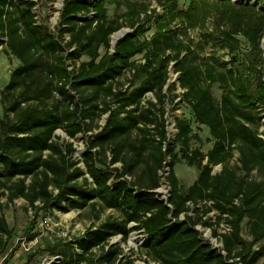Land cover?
Wrapping results in <instances>:
<instances>
[{"label": "trees", "instance_id": "obj_1", "mask_svg": "<svg viewBox=\"0 0 264 264\" xmlns=\"http://www.w3.org/2000/svg\"><path fill=\"white\" fill-rule=\"evenodd\" d=\"M161 2L163 13L139 22L143 3L63 0L51 31L36 21L35 2L0 0V51L18 62L0 91V199L21 198L34 215L86 207L95 220L100 210L117 213L80 238L47 245L58 257L49 264H133L120 243L139 230V251L156 264H255L264 256V246L250 250L264 239V0H189L185 9ZM123 3L128 23L107 17V4ZM124 25L131 31L111 46ZM167 109L180 111L169 139ZM56 130L85 138L81 158ZM177 161L198 172L184 190ZM164 166L167 200L154 191ZM207 201L231 226L221 249L196 229L211 224L188 214ZM12 235L0 214L4 264Z\"/></svg>", "mask_w": 264, "mask_h": 264}, {"label": "rangeland", "instance_id": "obj_2", "mask_svg": "<svg viewBox=\"0 0 264 264\" xmlns=\"http://www.w3.org/2000/svg\"><path fill=\"white\" fill-rule=\"evenodd\" d=\"M29 1L35 2V7L32 9V12L35 15V19L38 24H44L51 31H54L59 22V10L61 9L63 0ZM161 1L162 0H137V2L143 3L145 5V9H143V11L139 13L138 21L141 22L144 15L146 13L148 14V12H153V14H151L153 16L163 13L162 8L160 7L162 5ZM177 4L180 9H185L189 5V0H177ZM155 8H158L157 11ZM124 11V7L114 8L113 5H106L107 17L115 18L121 16L122 23L127 22L126 18L122 16L123 13L125 14ZM129 30L130 28L124 25L118 31L110 35V44H114L117 39L120 38V36L125 35ZM115 37L117 39H115ZM260 47L264 59V31L260 41ZM16 66H18L17 60H15L12 56H7L2 51H0V91L7 84L10 72ZM214 94L215 96L218 95V91L216 89H214ZM145 98H151V95H147ZM167 110L166 120L169 123L172 121V118L174 116L180 114V111L171 112L170 109ZM169 123L167 125L166 131L168 132V138H171L170 136L173 133V129L171 123ZM260 130H264V127H260L259 131ZM193 132H198V130L193 127ZM55 135L59 136L60 141L69 140L75 150L74 158H81V152L85 150V138L81 134H77L74 139H68L67 137H65L64 133L61 130H56ZM200 136L204 142L207 140L206 138H208L205 131H201ZM209 144L210 142L204 143L203 149H207V147H209ZM237 157V153L234 151L229 163L230 166L235 165V163L237 162ZM79 165L81 166V164ZM173 170L179 180V186L181 190L186 189L197 176L196 169L187 167L179 161H177V163L174 165ZM219 171L220 167L215 166L212 173H217ZM164 186L165 185L160 188V192L163 195V198L166 199L167 195H169V190L167 193H165ZM238 203L239 202L237 200L234 201L235 206H237ZM26 206L27 205L25 201L20 198L14 199L11 203H7L5 198L0 199V214L4 216L9 226L13 230V235L8 248V254L10 255V258L5 264H49L51 256L48 254V252H46L45 248L47 245L52 244L57 240H61V238L59 237L60 232H65L70 240H74L76 238H80L86 229L97 226L106 217L117 216V213L115 211L100 210L99 219L95 220L94 213L90 211L89 207L80 210L67 211L54 209L50 212L49 215L43 212H38V214L34 215L31 210L30 214L29 212H26L24 210V207ZM208 207L212 208V205H208L206 204V202L205 204L198 203L197 205H195V209H198L199 212L197 211L195 213H188L189 215L193 214L194 216H200L202 218V221H207L209 224H211V228L209 229L204 228L201 225L197 227L203 237H208L213 229L215 230L217 235L220 234L221 228L218 225L227 224L223 220L224 216H222V219H220V221H217V218H219V214L213 208L209 213H204ZM44 217L49 218L50 224L55 223L57 224V226H41L40 222ZM226 219H229V217L227 216ZM228 226L230 225L228 224ZM240 235L244 242H247V244L251 243L252 239L248 234V226L245 219L241 223ZM30 236H32L33 238L28 239ZM131 237H133L136 241L140 240L139 232H130L126 241L124 243H120V248H122V250L128 247L129 238ZM118 241V238H112L110 242L117 243ZM23 242L24 246L28 242L30 243L28 252H25L23 250L21 245ZM260 246H264V239L254 244L250 248L251 252L258 250ZM125 255H127L132 260L133 264H156L152 261H147V258H145L143 252L139 251V248L136 252H134L132 249H129L125 252ZM2 260L0 261V264H4ZM255 264H264V256L259 257Z\"/></svg>", "mask_w": 264, "mask_h": 264}, {"label": "built area", "instance_id": "obj_3", "mask_svg": "<svg viewBox=\"0 0 264 264\" xmlns=\"http://www.w3.org/2000/svg\"><path fill=\"white\" fill-rule=\"evenodd\" d=\"M155 9H156V11H157L158 8H155ZM148 14H150V12H148ZM130 31H131V30H129V31H127V32H130ZM116 34H118V33H116ZM120 35H121V34H120ZM116 36H117V35H116ZM121 37H122V36H120V38H121ZM115 39H117V38L115 37ZM118 39H119V38H118ZM118 39H117V40H118ZM111 45H113V44H111ZM174 78H175V75L172 74V73H170V79H169V81H173ZM263 79H264V76H263ZM147 95H150V93H147L146 96H147ZM166 116H167V112H166V114H165V119H166ZM165 123H166V129H167V125H168L169 122H167V120H166ZM170 123H171V125H172V129H173V133H172L171 136H170V137H172L173 134H174V132H175L173 118H172V121H171ZM170 123H169V124H170ZM261 123H262V126H261V127H264V118L261 120ZM166 137L168 138V132H167V131H166ZM259 137H260L261 139L264 140V130H260V131H259ZM168 139H169V138H168ZM164 146H165V145L162 144V149H163V150H164ZM167 162H168V160L165 161V163H167ZM168 173H169V169H168L167 166H164L163 169L159 171L158 175H159V178H160V186H159L157 189L154 190L162 200H167V198H168V196H169V195H167V198H166V199L163 198V195H162L161 192H160V188H161L163 185H165V186H164V187H165V188H164V189H165L164 192L167 193L168 190H169V193H170V188H169V185L167 184V181H166V177H167ZM206 204L211 205L212 202H211V201H207ZM28 212H29V214L31 213V212H30V209H28ZM180 218H182V216H180ZM40 225H41V226H45V227H47V226H50V227H51V226L56 227V226H57V224H55V223H54V224H50V223H49V218H47V217H44V218L41 219ZM133 225H134V223H130V224L128 225V227H131V226H133ZM198 226H199V225L196 226V229H197V230H198V228H197ZM218 226H220V228H221V233H220V234H218V235H216V236H214V237L211 236V232H210V235H209L208 237H203L201 234H200V235H201L205 240H208V242L210 243V245H211L213 248L221 249V247H222L221 235H222V234L229 233V232L231 231V227L228 226V224H219ZM207 229H209V228H207ZM198 231H199V230H198ZM137 232H139V234H140V240L136 241V240H134L133 237L129 238V241L131 240L132 243H131V244H130V242L128 243V247H127L126 249L123 250L124 253H125L127 250H129V249H132L134 252H136L137 249L140 248L141 245L143 244V242H144V240H145V236H144V234L142 233V230H139V231H137ZM59 237H60L62 240H64V241H69V240H70V238L67 236V234H66L65 232H60V233H59ZM115 238H118V239H119V236H117V237H115ZM133 240H134V241H133ZM111 243H112V242H111ZM21 245H22V248H23V250H24L25 252H28V251H29V245H30L29 242H28L27 244H25V246H24V242H23ZM56 259H58L57 256L51 257V260L49 261V263H50L51 261H53V260H56ZM239 264H240V263H239Z\"/></svg>", "mask_w": 264, "mask_h": 264}, {"label": "crops", "instance_id": "obj_4", "mask_svg": "<svg viewBox=\"0 0 264 264\" xmlns=\"http://www.w3.org/2000/svg\"><path fill=\"white\" fill-rule=\"evenodd\" d=\"M129 1L132 2L133 4H134V3H137V0H133V1H132V0H129ZM122 2H123V1H122ZM110 5H113L114 8H121V7H124V8H125V11H126V7H125V4H124V3H123L122 5H120V6H118V7H116L114 4H110ZM125 11H124V12H125ZM127 23H128V22H127ZM126 25H127V24H126ZM183 164H184V163H183ZM184 165H185V164H184ZM185 166H187V165H185ZM187 167H189V166H187ZM190 168H194V167H190ZM194 169H195V168H194ZM173 171H174V170H173ZM196 171H197V170H196ZM174 174H175V173H174ZM197 174H198V172H197ZM175 176H176V175H175ZM196 177H197V176H196ZM196 177H195V179H196ZM177 179H178V178H177ZM195 179H194V180H195ZM194 180H193V181H194ZM178 181H179V180H178ZM193 181H192V182H193ZM192 182L190 183V185L192 184ZM188 186H189V185H188ZM20 199H21V198H20ZM7 223H8V222H7ZM8 225H9V224H8ZM10 241H11V240H10ZM3 257H4L3 255H0V261L3 259Z\"/></svg>", "mask_w": 264, "mask_h": 264}, {"label": "bare ground", "instance_id": "obj_5", "mask_svg": "<svg viewBox=\"0 0 264 264\" xmlns=\"http://www.w3.org/2000/svg\"><path fill=\"white\" fill-rule=\"evenodd\" d=\"M129 242H130V244L132 243V241H131V240H130Z\"/></svg>", "mask_w": 264, "mask_h": 264}]
</instances>
